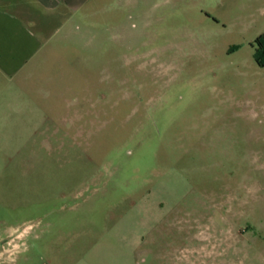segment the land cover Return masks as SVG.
Segmentation results:
<instances>
[{
    "label": "rangeland",
    "instance_id": "1",
    "mask_svg": "<svg viewBox=\"0 0 264 264\" xmlns=\"http://www.w3.org/2000/svg\"><path fill=\"white\" fill-rule=\"evenodd\" d=\"M63 21L32 77L0 79V264H71L154 191L200 220L191 264H264V0H91ZM66 87L90 114L61 156L39 130Z\"/></svg>",
    "mask_w": 264,
    "mask_h": 264
},
{
    "label": "crops",
    "instance_id": "2",
    "mask_svg": "<svg viewBox=\"0 0 264 264\" xmlns=\"http://www.w3.org/2000/svg\"><path fill=\"white\" fill-rule=\"evenodd\" d=\"M90 1L0 0V79L13 80L18 75L32 77L33 71L27 66L39 60L55 30L64 28V17L77 13ZM49 25L53 33L47 36L44 32ZM54 89L51 92L60 102L45 107L47 111L39 135L42 147L65 156L68 148L77 144L76 135L81 127L77 123L89 116L90 110H80L78 99L68 100L70 88ZM159 193L154 191V197L147 194L134 203L71 264H162L163 260L165 264H191L192 252L201 251V255H206V235L200 230L194 235L200 239V247L190 246L192 232L196 231L192 230V225H198L200 220L176 216L175 210L181 204L168 202ZM176 232L185 243L181 247L176 244ZM176 253H182L183 258ZM28 259L32 257L29 255Z\"/></svg>",
    "mask_w": 264,
    "mask_h": 264
},
{
    "label": "trees",
    "instance_id": "3",
    "mask_svg": "<svg viewBox=\"0 0 264 264\" xmlns=\"http://www.w3.org/2000/svg\"><path fill=\"white\" fill-rule=\"evenodd\" d=\"M257 42L260 44V49H257V53H256V59L258 61V63L261 66H264V61H262V57H264V35L261 37L257 38Z\"/></svg>",
    "mask_w": 264,
    "mask_h": 264
},
{
    "label": "flooded vegetation",
    "instance_id": "4",
    "mask_svg": "<svg viewBox=\"0 0 264 264\" xmlns=\"http://www.w3.org/2000/svg\"><path fill=\"white\" fill-rule=\"evenodd\" d=\"M256 47H257L258 49L261 48V47H260V44L257 42V40H256Z\"/></svg>",
    "mask_w": 264,
    "mask_h": 264
}]
</instances>
